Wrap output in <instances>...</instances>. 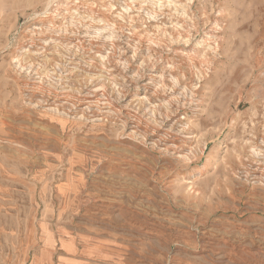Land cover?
Here are the masks:
<instances>
[{"label": "rangeland", "instance_id": "obj_1", "mask_svg": "<svg viewBox=\"0 0 264 264\" xmlns=\"http://www.w3.org/2000/svg\"><path fill=\"white\" fill-rule=\"evenodd\" d=\"M0 264H264V0H0Z\"/></svg>", "mask_w": 264, "mask_h": 264}]
</instances>
